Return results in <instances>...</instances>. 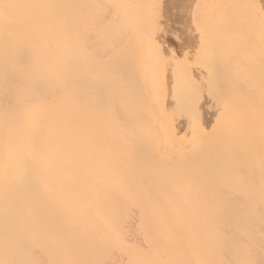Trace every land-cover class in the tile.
Wrapping results in <instances>:
<instances>
[{
	"label": "bare ground",
	"instance_id": "1",
	"mask_svg": "<svg viewBox=\"0 0 264 264\" xmlns=\"http://www.w3.org/2000/svg\"><path fill=\"white\" fill-rule=\"evenodd\" d=\"M93 1L0 0V264H36L27 246L58 247L46 257L64 264L80 246L119 247L130 214L153 217L139 220L152 232L188 227L179 216L196 205L185 202L216 196L246 151L262 162L255 138L238 129L250 125L246 115L228 113L213 76L202 75L200 101L171 97L167 78L158 82L163 55L180 80L189 62L198 75L215 69L214 51L200 52L191 37L187 50L200 61L197 69L180 56L186 65L156 36L99 20L101 1L126 3L132 28L151 19L152 0L145 12L130 0ZM196 222L208 227L205 217Z\"/></svg>",
	"mask_w": 264,
	"mask_h": 264
},
{
	"label": "rangeland",
	"instance_id": "2",
	"mask_svg": "<svg viewBox=\"0 0 264 264\" xmlns=\"http://www.w3.org/2000/svg\"><path fill=\"white\" fill-rule=\"evenodd\" d=\"M130 1L145 12V0ZM91 2L94 3L93 0ZM151 2V19L141 18L142 22H137L138 25L132 28L124 24L129 19L125 12L126 3L118 10L111 4L113 2L101 1L104 16L98 14V17L99 20L104 18L101 20L103 25L110 23L113 30L121 28L126 35L134 37L148 32L156 36L178 53L179 56L175 55L179 58L174 57L179 61L183 59L180 56L185 55L191 58H188L190 61L191 56L194 57L191 50H187L191 37L197 38L195 46L200 52L214 51L217 57L215 69L212 66L211 71H200L198 75L189 68L191 63L187 65L188 60L184 58L187 68L180 74V80L174 77V61L163 55L166 66L161 70L163 80L158 82L165 87L164 77L167 78L171 97L188 94V97L200 101L196 88L201 89L203 95L209 89L202 75L213 76L216 97L225 101L224 106H229L228 113L246 115L250 125L244 129L245 124L242 123L238 129L241 132L249 130L255 138L259 146L256 151L258 160L262 162L252 163L254 152L246 151L241 162L233 161L230 168L232 177L216 196L185 202L196 205L179 216V221H192L190 226L185 223L183 228L152 232L139 220H151L153 217L130 214L124 216L121 223L119 247H77L73 249V264H264V0ZM196 60L195 67L198 69L200 60ZM210 80L208 82L211 83ZM228 113L221 115L224 123L217 130L218 138L225 133ZM241 132H238L239 136ZM181 144L187 145V140ZM175 217L168 220L174 221ZM201 217L208 220V227L201 229L196 222ZM130 221L137 223L131 225ZM59 233L53 230L49 235ZM152 238L158 239L154 245L150 243ZM165 238L172 242L170 246L160 241ZM27 250L36 264H64L46 257L60 252L58 247L27 246L24 251Z\"/></svg>",
	"mask_w": 264,
	"mask_h": 264
}]
</instances>
